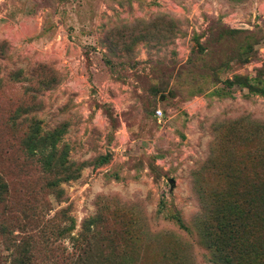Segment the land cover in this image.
<instances>
[{
	"label": "rangeland",
	"instance_id": "1",
	"mask_svg": "<svg viewBox=\"0 0 264 264\" xmlns=\"http://www.w3.org/2000/svg\"><path fill=\"white\" fill-rule=\"evenodd\" d=\"M261 92L264 0H0V264H264Z\"/></svg>",
	"mask_w": 264,
	"mask_h": 264
},
{
	"label": "trees",
	"instance_id": "2",
	"mask_svg": "<svg viewBox=\"0 0 264 264\" xmlns=\"http://www.w3.org/2000/svg\"><path fill=\"white\" fill-rule=\"evenodd\" d=\"M261 93L264 95V92ZM39 129V126L36 125L34 127V133L28 140L27 145L29 155L32 158L38 156V162L42 164L45 173L48 175H58L64 182L76 179L75 172L73 170L74 165L67 159L68 152L66 148H60L61 137L64 131L55 130L47 133H41ZM55 185L57 184H52V186ZM178 221L180 225L184 227L180 218ZM225 261L226 264H232L229 255L225 256Z\"/></svg>",
	"mask_w": 264,
	"mask_h": 264
},
{
	"label": "built area",
	"instance_id": "3",
	"mask_svg": "<svg viewBox=\"0 0 264 264\" xmlns=\"http://www.w3.org/2000/svg\"><path fill=\"white\" fill-rule=\"evenodd\" d=\"M156 117H157L158 119H161V118L163 117V112H162L161 110H158V111L156 112Z\"/></svg>",
	"mask_w": 264,
	"mask_h": 264
},
{
	"label": "water",
	"instance_id": "4",
	"mask_svg": "<svg viewBox=\"0 0 264 264\" xmlns=\"http://www.w3.org/2000/svg\"><path fill=\"white\" fill-rule=\"evenodd\" d=\"M171 184H174V181H171Z\"/></svg>",
	"mask_w": 264,
	"mask_h": 264
}]
</instances>
